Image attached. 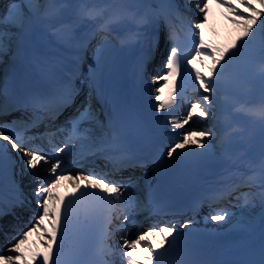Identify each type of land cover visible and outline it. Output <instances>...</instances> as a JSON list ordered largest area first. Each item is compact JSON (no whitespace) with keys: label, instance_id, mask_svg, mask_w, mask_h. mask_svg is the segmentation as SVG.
<instances>
[{"label":"snow or ice","instance_id":"snow-or-ice-1","mask_svg":"<svg viewBox=\"0 0 264 264\" xmlns=\"http://www.w3.org/2000/svg\"><path fill=\"white\" fill-rule=\"evenodd\" d=\"M215 3L240 27L224 48L206 43L202 35L210 0H184L185 9H195V19L178 0H10L7 14L0 17V63L11 55L43 84L16 91L6 75L0 78V175L13 156L21 161L20 179L7 185L0 181V236L10 235L9 229L15 233L0 264H164L165 257L168 264H264V0ZM161 25L167 52L162 66L153 69L152 83L162 86L155 89L149 118L121 101L106 84V70L116 52L140 50L144 54L137 56L133 75L148 84ZM93 41V63H88ZM205 58L211 64L202 72L193 61ZM77 81L88 87L79 103ZM253 92L258 93L255 99ZM94 99L102 101L100 111ZM185 104L177 116L175 110ZM69 109L65 124L55 127ZM16 112L22 115L3 119ZM197 117L211 126L186 127ZM161 121L176 137L166 145L149 135ZM242 121L258 130V147L244 135ZM58 133L67 134L54 144ZM44 139L48 151L36 144ZM74 151L80 161L95 157L104 167L74 173L63 168ZM193 160L209 161L218 170L199 201L209 206L207 219L231 222L233 213L221 207L231 199L241 209L260 210V242L258 249H248L247 258L189 259L175 224L149 226L129 238L133 214L141 216L160 204L151 191L142 198L138 180L115 177L149 162L157 167L145 177ZM26 176L35 178L30 191L22 186ZM62 182L73 184L63 195L57 192ZM24 214L28 220L21 228ZM191 223L186 219L181 226ZM251 230L247 222L239 229ZM33 234L43 252L32 251Z\"/></svg>","mask_w":264,"mask_h":264},{"label":"bare ground","instance_id":"bare-ground-1","mask_svg":"<svg viewBox=\"0 0 264 264\" xmlns=\"http://www.w3.org/2000/svg\"><path fill=\"white\" fill-rule=\"evenodd\" d=\"M194 2L195 0H193V3ZM178 3L181 4L182 11H188L193 8L191 5H189L187 9H185L183 6L184 0H178ZM188 17L191 19L195 18L194 16L190 17L189 15ZM227 17H228V10L216 4L215 0H210L208 20L205 23L204 28L202 29V33L204 34V39L206 43L219 47V48H224V47L229 46L231 42L234 41L233 39L237 35L240 34V27L236 24H233ZM160 32L165 33L163 26L161 27ZM221 39H223L224 42L221 43L220 41ZM160 53H163V50H161ZM142 54L144 53L143 51H140V50L134 51V52H129L127 50L116 52L114 56L112 57V60L110 61L109 66L106 70V84H108L111 87V89L115 91L117 96L121 99V101L129 109L133 111H137L141 113L142 116H146L150 118V115L152 112V104L154 102V93H155V89L159 87V84H158L159 82H156L155 84H153L152 78L147 77L148 84L142 85L139 82H137L136 79L134 78V75H133L134 62L137 56L142 55ZM193 64L199 69L202 66V64L206 65L207 67L210 66V63L206 61V58L204 59L203 63H201L198 60H194ZM9 65H11V67H14V66L22 67L19 61H14L13 63L10 62ZM200 71L202 70L200 69ZM5 72H7V70ZM77 86L81 88V95L78 98V103H79V100H82V98L84 97V85H81L80 82L77 81ZM166 93H167V90H165V95ZM70 112H71V109H69L67 112L61 115L55 121V127L64 125V119L68 116V114H70ZM241 123H243L245 127L244 135L251 136L254 140L255 146L258 147L259 146L258 130L255 129L251 125V123H249L248 121H242ZM207 125H210V124L207 123ZM52 130H55V128H53ZM152 130L154 131V134L157 138L158 143L161 145H166L176 138L175 134L170 132L171 129L165 126L162 121L159 122V124L156 127H153ZM66 134L67 133H62V134L58 133L57 136L53 138L52 142L54 144H58L64 139V136ZM41 141L45 143L48 142L47 139H44ZM73 157L74 155L69 158H73ZM78 158L75 157L74 160H77ZM89 158L91 157H88L87 159ZM18 159H19L18 156H13L11 160L6 161L4 170L12 173L13 171L12 167L14 166V164L16 163ZM81 162H77V166L74 168H66V167H63V168L69 169L71 171L76 170V169L78 171H82L83 168L82 166L79 165ZM20 163L21 161L19 162V165ZM203 170L209 171L211 173H216L218 171L209 161L193 160V161L186 162L182 165H178L170 169H166L164 170L163 174H158V175L161 178H163L165 174H168V172H171V173H181L182 172L186 174L187 176H194L198 172L203 171ZM150 175H148V177L143 178V179H141L140 177L138 178V181L140 183L146 182L145 183L146 188L150 187L148 183L150 181V180L148 181ZM24 178H25L24 180L30 178L29 182L26 181L27 183L25 185L26 191H30L31 189H34L35 187L34 179L35 178L32 176H26ZM63 183H66L67 186L73 188L72 183L62 182V184ZM81 183H83V181H81ZM236 202L237 201L235 199H231L230 203H225L221 205V207H226L230 212L233 213L231 222H229L227 219L221 222H215V221H211L207 219V217L211 214L209 213L210 211L208 212V216L202 215L205 213V211L197 214L196 216H199V217L196 221H198V223L203 229L211 230L214 233L222 234L224 236L223 238L224 241H233V242L244 244V245L252 244L254 240L261 237V212L260 210L255 211L254 209H241L239 207V204L237 205ZM35 207H32V208L35 209ZM148 212L144 213V215L147 214ZM24 215H28V214H24ZM141 219L142 218H139L138 216L137 221L140 224L143 223ZM153 219H155V217L146 219L143 225H147V226L154 225L155 222H153L154 221ZM244 222H247L252 225V230L250 232L242 233L239 231V229L244 226ZM21 225H23L24 227L25 222H23ZM21 225L20 227L23 228ZM10 240H11V236L10 237L0 236V241L4 242L3 245L0 247V250H1L0 255L7 254L3 250L8 247V245L10 244ZM33 245H34V248H32ZM30 247L32 251L39 250L43 252L44 250V246L39 242L36 234H33L30 239Z\"/></svg>","mask_w":264,"mask_h":264},{"label":"rangeland","instance_id":"rangeland-1","mask_svg":"<svg viewBox=\"0 0 264 264\" xmlns=\"http://www.w3.org/2000/svg\"><path fill=\"white\" fill-rule=\"evenodd\" d=\"M9 3H10V0H4L3 1V5H1V8H0V12H1V14H0V17H2V16H4V15H6L7 14V9H8V5H9ZM188 13V14H187ZM185 14L186 15H189L190 17H196V11H195V9L194 8H192L191 10H188V12H186L185 11ZM195 19V18H194ZM202 35H203V37H204V34L202 33ZM235 39V38H234ZM233 39V40H234ZM221 41V43L222 42H224V40L223 39H221L220 40ZM164 43V40L162 41V42H160V45L161 44H163ZM232 43V42H231ZM94 46L95 45H93L92 46V48H91V51L89 52V60L88 61H92L91 60V53H92V49L94 48ZM155 57H157V54H155ZM6 59H7V56L4 58V62H6ZM156 60H157V58H155L154 60H152L151 61V63H150V66H149V70H148V74H149V76L151 77V76H154L155 75V72H152L151 71V69L152 68H159V66H157V63H156ZM206 61H208L210 64H211V60L210 59H208V58H206ZM7 62H8V59H7ZM4 63H0V69H2V65H3ZM200 69L202 70V72H207V70H208V67L206 66V65H203L202 64V66L200 67ZM162 86V82H160L159 83V87H161ZM189 88V87H188ZM188 96H192V94H187ZM186 104L185 105H182V106H180L179 108H177L176 110H175V114L177 115V116H182L183 115V108H186ZM200 118L199 117H197V118H194L193 119V121H191L190 122V124L189 125H187V127H189V128H202L203 126H201L199 123H201L200 122ZM151 169V168H150ZM150 169L148 170V171H150ZM147 171V170H146ZM146 171H144V172H142L141 173V175L143 174V173H145ZM128 223V222H127ZM129 225V224H128ZM131 228L132 229H134V227L131 225ZM142 231V230H141ZM129 238H134V235H132L131 233H129Z\"/></svg>","mask_w":264,"mask_h":264}]
</instances>
